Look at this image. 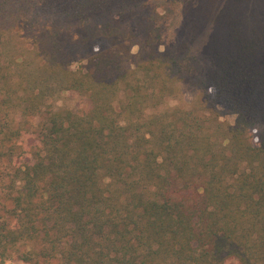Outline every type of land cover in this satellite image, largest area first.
<instances>
[{"label":"trees","instance_id":"1","mask_svg":"<svg viewBox=\"0 0 264 264\" xmlns=\"http://www.w3.org/2000/svg\"><path fill=\"white\" fill-rule=\"evenodd\" d=\"M197 1L0 0V264H264V0L209 69Z\"/></svg>","mask_w":264,"mask_h":264},{"label":"rangeland","instance_id":"2","mask_svg":"<svg viewBox=\"0 0 264 264\" xmlns=\"http://www.w3.org/2000/svg\"><path fill=\"white\" fill-rule=\"evenodd\" d=\"M206 1V0H205ZM204 0H198L197 4H194V7L190 9L189 12V19L192 21L191 22H186V20L183 22V26H179L177 30V34H181V37H185L186 34L188 37L194 38V44L195 48L197 49L198 54H200V66L203 68H211L214 65V60L213 57L215 56V53H218V43L219 41L216 42V38H221L222 34L220 31H217L211 25L209 22L204 19V17L201 14V11L203 9V6L205 5ZM259 1V0H257ZM243 2V1H241ZM225 6L228 8H235L232 7L233 2L231 1H225ZM228 6H227V5ZM245 2H243L244 6ZM255 5V2L250 1L245 4V5ZM257 4V2H256ZM238 13L240 14V10L242 9V5L239 3L234 4V6H238ZM191 16V17H190ZM185 27V29H183ZM186 30L187 32H184ZM195 99V95L193 94V91L191 88L184 86V93L178 97V98H171L168 99L166 104L167 106H189L193 100ZM57 104L66 106L69 108L77 109L83 106H89V102L85 96L79 95L77 93H72V92H65L63 93L58 99H57ZM28 136V135H27ZM35 142L34 140H32ZM31 141V142H32ZM3 264H32L23 261L19 256L18 253L15 252L11 257L7 258ZM230 264H234L231 262Z\"/></svg>","mask_w":264,"mask_h":264}]
</instances>
